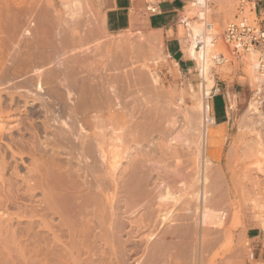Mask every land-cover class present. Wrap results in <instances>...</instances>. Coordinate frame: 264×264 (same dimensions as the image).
Instances as JSON below:
<instances>
[{"label":"bare ground","instance_id":"6f19581e","mask_svg":"<svg viewBox=\"0 0 264 264\" xmlns=\"http://www.w3.org/2000/svg\"><path fill=\"white\" fill-rule=\"evenodd\" d=\"M211 1L212 0L190 1L188 6L189 9L193 12L199 11L200 17L202 21L205 22V25L203 26L197 21H192L189 17H186L188 32L187 37L183 40L187 52L196 61V67L200 73V81L197 83L198 89H194L193 83L189 84V89H192H190V91H193V96L196 100H200L196 105V112L200 115V118H198L200 119V126L196 124L198 122L195 123L198 128L195 126L193 128L191 127L194 125V120H198L196 118L198 114L194 112L190 117H187L188 120L186 121L189 122L185 123L187 124V128L184 126L183 129L177 131L180 121L178 119H170L166 114L162 115L160 112L164 109L162 110V106L159 105L160 102L153 101L149 96H146L144 92L141 93L142 90L136 88L138 84L144 83L146 88L149 87V89H154L158 94L162 93V83L159 80V76L153 73L150 67V62L153 61L151 59L143 61V63L139 65V70L133 71L132 75L130 74L131 72L129 73L126 70H124L123 73L120 72V74L117 73L115 75V69H112L110 67L111 65L104 64V66H101L98 63H95V56L92 58V53L95 52H92L91 56L84 54L81 56V53L77 56L75 53L79 58L75 57V59L73 58L72 60L65 59V61L62 60V62L59 61L61 62L59 66L56 63L57 67L53 66L54 68L48 71L43 69L36 70L34 77L25 80V82L23 81L21 85H25L26 88L24 93H20V95L22 98H25L27 105L32 104V106H35V102H39L42 104V107L44 106L42 110L45 109V113L50 119H58V116L66 114L69 115L68 117H72L76 123L81 121L80 123L83 125L81 126L87 129V133L84 135L78 134L77 136L75 135L76 131L75 133L74 131L67 133H72L71 142H69L73 145V149L70 147V151L73 150L71 159H77L78 161L81 157L83 162L85 160V165L83 166L82 164L83 169L81 171H83L85 175H90L91 177L88 182L83 180L85 184L87 182V186L84 184V188V186L82 187L74 179L76 176L80 177L78 174L81 171L79 173V169L78 171H73L72 174L74 176L72 182H69V186L68 182V184L65 185L66 187H69V192L65 194L64 197H62L63 194L60 195L61 197L57 194V197L55 193L51 192V189L55 192V190H57L55 188H58L61 185H58V187L51 186V189L49 188V191L51 192L50 194L52 195L53 193V195H50L49 197V199L53 197V199L50 200V203L53 201L51 204L54 203L53 205H55L56 202L59 204V201L62 202L61 200L64 198V203H62L65 205L63 206L61 204L64 209L61 211L64 213H61L62 217L57 230L53 228L48 219L39 217L41 224H39V229L36 231L33 228L34 226H32L33 223V225H35L36 220L34 214H21L19 213L21 212L19 210V212L16 211L15 214L9 212L0 214V223L5 218V222L7 221L5 235L0 233V264H112V255L107 257L104 249H99L96 247L97 245L94 246L99 239L103 240L104 245L112 249L113 257L117 260V264H123L120 263L118 254L115 253L117 251L116 248L120 244L121 247L125 249L130 240H123L120 231L127 224L132 226L138 225L139 228H142L143 226H151L149 217L152 218L151 214L154 209H156L155 207H157V210L159 209L160 212L162 211L160 208H167V211L165 213L163 212L160 216V223L163 225H169L170 227L167 226L168 228L163 230V232L160 231L161 233L158 230L157 236L154 234L147 238L146 245L142 252L144 256L138 261V264H168V262L171 263V261H169L170 259H172V262H175V264H202L203 257L205 256V253H207L205 251H209L210 247L217 245L221 241L223 232H226L224 225L227 224L228 220L224 219L225 211L223 213L222 206L225 198H219V195L221 196L223 194L221 192L223 191V186L226 184L228 186V191H226L227 197L229 200H232V197L236 193V189L238 187L242 188V186H239L240 183L235 180L233 181H235L238 187L234 188L229 186L228 184L232 181L234 176L237 179V172L236 174L234 173L235 175L233 177L231 175V178L229 179L225 168L221 165L218 166L219 168H216L218 169V173H215L217 176H215L213 180V177H211V172L212 175H214L215 169L211 167L214 163L212 164L208 159V141L212 133V128L216 126V122L214 116H210L211 104L209 103V98L216 84V79L213 76V67H215V62L217 66L219 59L218 52H216L215 56V43L217 36L214 32V23L209 20ZM85 2L86 0H63V6L64 8L69 9V16L76 18L77 20H80L81 18L82 20V18H85L84 16L88 9L86 8L87 6H85ZM87 18H90V16ZM86 22L88 23V20ZM76 23L73 22V26L75 24V27L70 28L72 30H70V32H73L74 34L72 36V41L78 46V44H81L84 41L87 42V39L94 35V27H92V22L88 24L84 23V28L86 25V30L89 32L83 30V33H81L79 30L83 28V26H81L82 23L77 25ZM36 26L37 25H35V28H37L38 33L36 32V39L32 49L27 53H22L21 57H19L21 59L23 55L25 56L22 62L24 61L26 66L29 65L28 69L31 68V71L33 72L34 70L31 67L33 64L38 63L39 66L40 62L46 60L50 61L51 59V57L49 59L50 54H46L44 51L45 49H41V46L43 48V46L45 47L49 45L52 50H55L59 46L64 48V44L67 43L65 41L66 37L65 39L63 37L60 42L57 41L59 42L58 45L56 40L51 41L52 39L47 37L45 31L41 29L39 30ZM65 26L64 21V27ZM79 27L82 28L80 29ZM25 32L26 35H33L32 30L30 29L25 30ZM56 34L54 33V36ZM65 34L67 35V33ZM55 38L57 37L55 36ZM67 38L69 37L67 36ZM125 43H127V41ZM131 43L132 42H130V44ZM124 45L125 44H123V46ZM101 46L103 45L101 44ZM104 49L102 47V50ZM95 51L99 52L97 49H95ZM112 51L114 53L116 52L114 50ZM111 52L110 54L112 55L113 52ZM107 57H109L108 54ZM52 58L54 59L55 57ZM247 58H250L247 64L250 73L249 75L253 77L252 81H258L257 57L254 53H251ZM115 60L118 61L117 58ZM153 62L157 63L158 59ZM20 63L21 60L18 65H20ZM42 63L44 64L45 62ZM116 63L117 62L115 61L114 64ZM48 64H50V62ZM7 65H5L6 80L10 75V73L9 75L7 73L9 72V69L7 70ZM28 69L25 70L28 71ZM29 71L28 74H30ZM12 73L13 72H11V74ZM134 86L136 89H133L136 90L138 95V99L135 98V102L131 101L134 99L133 96H135V94L132 95L131 93L133 92L131 91V88ZM130 93L132 95L131 99L128 97L131 96L129 95ZM13 95H11L12 99L14 98ZM127 97L129 99H127ZM178 98V101L182 102L184 97L180 95ZM179 107H181L180 102ZM244 115L249 119H256V123H263L264 110L262 109V103L257 100L255 96H252L250 99ZM134 117L136 118L135 120H133ZM50 119L46 120L50 121ZM57 119H55L56 122L60 120L58 119L57 121ZM72 119H70V121ZM105 119H107L106 121L109 120V125H112L113 129L115 128L116 131H119L116 132L117 134L114 139L120 142L122 149L118 152L119 155L116 154V157L118 156L119 159L111 161L110 166L107 167L109 169L106 168L109 171L103 174L104 169L102 165H104L105 162L102 164L103 161L101 158L105 157L103 151L104 133H102L105 128ZM65 120L63 121L65 122ZM253 120H251V122ZM191 121L192 125H190ZM61 122L59 121V123ZM71 122L73 123V121ZM47 125L49 126L50 124ZM70 125L71 123L69 126ZM109 125H106V127ZM76 126L77 125L75 124L74 127ZM74 127L72 128L70 126L69 130L71 128L75 130L76 128L74 129ZM189 127L193 129L191 131H194V134L190 131ZM187 129H189V132ZM224 130L225 129L220 130L219 132H223ZM79 132L80 130L78 133ZM186 132H188V134ZM190 132L192 135H195L194 138L190 136L194 139H192L193 141L190 140L191 138H188ZM151 134L153 137L149 139V135ZM155 134L161 139L160 142H155ZM65 136L67 137L68 135ZM65 136L63 137L65 138ZM72 136H74V138H72ZM187 139L193 146V150L192 148V151L189 150V155L192 152V156H190L191 158L189 157L191 163L189 160L186 161L189 158H186L185 160L184 154L179 149V145L182 146L180 143H183V141ZM151 142L152 144H150ZM144 143H148L150 147H148V150H140L144 146L140 148L139 145H144ZM132 144L139 147L134 148V145ZM155 146H158V148L160 146L161 154H157L159 151L157 153L153 151ZM134 149H137V151ZM77 150L78 152H76ZM185 150H187L186 147ZM256 153L258 152L256 151ZM185 156L187 157V154ZM258 163L260 164V162ZM122 181L123 184L121 183ZM222 181L225 182V184ZM49 184L52 183H48V185ZM92 190H95L94 195L91 193ZM235 200L231 201L233 209H237L238 205L240 207V204L238 203L237 205V201ZM61 205L59 206L60 208H62ZM169 207L171 210H168ZM241 209H244L243 206ZM138 214L139 216H136L137 218H133ZM236 216L237 215H235V217ZM15 219H18V221L19 219L28 220L30 226L28 232L34 229V233L32 235L27 234L24 236L21 235L23 233L19 234L18 228L16 226L13 227V224L11 225V222L13 223V220ZM250 220L246 221L249 222ZM29 221L32 222L31 225V222ZM247 222L245 223L247 224ZM238 225L239 223L235 226L238 227ZM225 235L226 234L224 233V236ZM130 236L133 237V235ZM248 239L246 242H242L243 244L246 243V245L249 244L250 246L253 242ZM238 245L240 244L238 243ZM245 248L247 247L245 246ZM216 251L217 252L213 256L217 261L221 256L224 257V255H228V250L221 249ZM245 253L247 257L250 255L252 261L254 260V251L251 250L250 253L245 251ZM231 256L233 257L234 255L232 254ZM148 259L150 260L148 261ZM221 259H223V261L225 260L224 258ZM220 262L223 263L222 261ZM221 263L217 262V264ZM226 264H228V262Z\"/></svg>","mask_w":264,"mask_h":264},{"label":"rangeland","instance_id":"374dc122","mask_svg":"<svg viewBox=\"0 0 264 264\" xmlns=\"http://www.w3.org/2000/svg\"><path fill=\"white\" fill-rule=\"evenodd\" d=\"M190 1L191 0L188 1V5L186 6L182 14V18L185 15L189 17L192 21L193 20L197 21L198 23L204 26L205 22L202 21L199 14L200 12L199 11L193 12L191 9H189L188 6ZM85 4H86L85 6H87L86 8H88L84 16L85 18H82V20L81 18L80 20H77L76 18H72L71 16L68 15L69 9L64 8L63 0H7V1L0 0V214L7 212L11 214L13 213L15 214L16 211L17 212L21 211L19 212L21 214L22 213L28 215L34 214L36 216L35 225H33L34 223L32 224L31 221L29 222H31L30 225L32 224V226H34L33 228L36 231L39 229V224H41L39 217L48 219L55 230L59 228L60 225L59 223L62 217L61 213H64L62 212L64 210L63 206L65 205V204L63 205L64 198L63 200H61L63 203L59 201V204L63 205V206L61 205L62 208H60L59 207L60 205L57 204L58 202H56V204L58 205L57 207V205L55 204L58 209L57 210L55 205H53L54 203L51 204L53 201H51L50 203V200L53 199V197L49 199L51 195L50 193L53 192L56 194V196L57 194L58 196L63 194L62 197H64V195L69 192V187H66L65 185H67L69 182L70 183L72 182V178L74 176L72 174L73 171L76 170L78 171L79 169L78 171L79 173L83 169V166L85 165V160L83 162V160H81V157L79 158L80 160L78 161L77 159L76 160L71 159L73 150L70 151V149L73 147V145L72 143L69 142H71L72 133H67V132L74 131L75 133L76 131L75 135L77 136L78 134L84 135L87 133V129L82 127L83 125L82 123H80L81 122L80 120H78L80 121L79 123H76L74 119H72V117L70 118L68 117L69 115L65 114L63 116H58V119H60L59 121L63 122V123L62 122L59 123L57 118L55 119H57L58 122H56L55 119L54 120H52V118L50 119V117L46 115L45 109L42 110L44 106L42 107L41 106L42 104H40L39 102L38 103L35 102V106H32V104L31 105L26 104L25 98H22V96L20 95V93H24L26 87L25 85H21V84L23 83V81L25 82V80H29L32 77H34L36 74L35 72L36 70L38 71L39 69L41 70L43 69L45 71H48L54 67H57V64L59 66L62 60L65 61V59L66 60L68 59L72 60L73 58L75 59V57L79 56L80 53L82 54L81 56H83V54L91 56V53L95 52L96 54L92 53L93 55L92 58H94L95 56L94 59L95 63H98L101 66H104V64L111 65L110 67L112 69L113 68L115 69L114 71L115 75L117 73L120 74V72L123 73L124 70L128 71L129 73L131 72L130 74L132 75L133 71L139 70L140 67L139 65H141L143 61H146L150 58L153 60L158 59V63L155 66H152V68L154 70H157L162 75V84H161L162 93L158 94L156 90L149 89V87L146 88V85L144 83L138 84L136 88L138 90L139 89L142 90L141 93L144 92L145 95L149 96L153 101L160 102L159 105L162 106V110L164 109L162 112H160L162 115L166 114L168 117H170V119H178L181 122V123L179 122L178 125L179 128L177 131L183 129L184 126L187 128L186 126L187 124H185L188 122L186 121L188 120L187 117H190L192 113L196 112L197 110L196 105L200 101V100H196V98L192 94L193 91H190L191 88L189 89L190 83H193L194 89H198L197 83L198 81H200V77H199V71L195 66L196 61H193L191 59V61L188 62V66L183 65L184 68H181V72H178V75H176L177 72H175L174 69L169 70L170 67L169 63L171 62L172 59L171 57L168 56V53L165 51V42L163 38L161 39V41H151V39L149 38L150 40L147 44L142 45L141 43L142 41H145L144 35L146 37H151L155 34V31L147 29L144 26H141L138 28H130L124 31L109 32L108 30H106L103 24V17L98 8L96 0H86ZM210 4H211V12H210L209 20L214 23V27H215L214 32L215 35L217 36L215 43V49H216L215 56H216V52L218 53L223 52L228 58V61L220 65L217 64V66H216V62L214 64L215 67H213L214 69L213 76L216 79V84L209 98V103L211 104V99L216 92L217 83L220 84V87L223 84V82L232 83L229 89L225 91L227 108L229 112V121L227 124L217 125V128H215L214 126L212 128V133L208 141V159L212 162V164L214 163L213 166H215V167L211 166L212 168L215 169L214 170L215 172L213 171L214 175H212L211 172V177H213L212 178L213 180L215 176H217L216 174L218 173L217 172L218 169L216 168L221 165L223 168H225V171L227 172L229 179L231 178V175L233 177L237 172L236 174L237 179L234 176L232 181H230L228 185L236 188L238 187L237 184L235 183L236 181L240 183L239 186H242V188L238 187L236 189L235 195L232 197V200L236 199L235 201H237L236 202L237 205L238 203L240 204V207L238 205L237 209H233L231 205L232 200L231 199H230L231 201L229 200L226 193V191H228V186L225 184V182H223L225 180L222 181L226 186L222 183L224 185L223 191L221 192L223 193L222 194L223 196L219 195V198L222 197L225 198L223 200L222 206H223V213L225 211L224 219L228 220L227 224L224 225L226 232H223L221 241L217 245L210 247L209 251L206 249L207 251L205 252L207 253H205V256L203 257V262L201 263L217 264V262L221 263L220 261H222L223 263L221 264H226L227 262L228 264L229 263L230 264H262L264 263V161H263L264 160V121L263 123H259V122L256 123L255 122L256 119L255 120L249 119L247 116L244 115L248 107V104L250 102V99L255 94V90L258 86V83L257 81H252L253 77L249 75L250 73L247 64L250 58L249 59L247 58L248 55L233 54L231 49L228 46H226V44L222 41V35L226 23L234 17L236 11V0H212ZM5 6L7 7V9ZM89 16L90 18H87ZM63 20L65 21V25H66L65 27ZM87 20L88 23L92 22L91 24L93 26L92 25L91 26L94 27V35L90 37L88 36L89 38L87 39V42L84 41L81 44H78L77 46V44H74V41H72V36L74 34L73 32L72 33L70 32L71 30L70 28L75 27V24L73 26V22L74 23L77 22L76 25L82 23L83 25L81 24V26H83V28L79 27L80 29L82 28L79 31L81 33H83L82 32L83 30L89 32L88 30H86V25L84 28V23L88 24L86 22ZM35 25H37L36 27H38L39 30L40 29L44 30L47 37L52 39L51 41L56 40V43L58 45L60 40L63 39V37L64 39L66 37L65 41L67 43L64 44L65 49L59 46L57 47V49L52 50L51 46L49 45L45 47L43 46V48L41 46V49H45L44 51L46 52V54H50L49 59L50 57L51 59L50 61L48 60L50 64H48L49 62L47 60L42 61L45 62L44 64L39 61L40 62L39 66L38 63L33 64V66H31L34 70L33 72L31 71V68L28 69L29 65L26 66L24 61L22 62L25 56L23 55L21 59L19 57H21L22 53L23 54L25 52L27 53L32 49L34 41L36 39V32L38 33L37 28H35ZM28 29L32 30V34L34 36L33 35L29 36L25 34L26 33L25 30ZM138 31H141L144 35L142 33L137 34ZM54 33L55 34L57 33L55 36L58 38V40L57 38H55ZM65 33H67V35ZM67 36L69 38H67ZM49 38L47 39L50 40ZM126 41L127 43H125ZM130 42L132 43L130 44ZM139 43H141V46H138ZM101 44L103 46H101ZM123 44L125 45L123 46ZM97 45L98 46L100 45L101 48L100 46L98 47ZM102 47L103 49L104 48L105 49L102 50ZM47 48H49L50 51ZM95 49H97L99 52L95 51ZM112 50L116 51L115 52L116 54ZM109 51L113 52V53L111 52L112 55L110 54ZM75 53L77 54V56ZM107 54L109 57H107ZM52 57L55 58L53 59ZM116 58L118 59V61L115 60ZM19 59L21 60L20 65H18L20 62ZM57 61L58 62L61 61V62L58 63ZM107 61L110 63H108ZM115 61L117 62L116 63L117 65L114 64ZM111 63H113L114 65ZM5 65H7L8 67L10 66L9 68L7 67V70L9 69V72H7L8 75L10 73V75L7 77V80L5 79V69H6ZM116 67H117V71H116ZM25 69H28V71L30 70L29 71L30 74H28V71ZM16 71H17V76H16ZM11 72L13 73L11 74ZM243 78L247 79V82L245 84L236 83L237 80H241ZM133 88H135V86L131 88V91H133L131 93L132 95L135 94L136 97L133 96L134 99L131 101L135 102L136 101L135 98L138 99V95L136 93V90H134ZM131 93L129 95H131ZM11 95H13L14 97L13 99ZM132 95L128 97H130L131 99ZM180 95L184 97L182 102L178 101L179 99L178 96L180 97ZM128 97L127 99H129ZM179 102L181 103V107H179ZM217 106H218V111L220 112V109L222 107L220 99H217ZM262 109L264 110V107ZM44 113L46 116L44 115ZM198 115L196 116L197 119L200 118V115L199 116ZM210 116H213L211 109H210ZM46 119L48 120L50 119V121ZM61 119L63 120L66 119V120L64 122ZM70 119H72L71 121H73V123L70 121ZM135 119L136 118L134 117L133 120ZM67 120L71 123L70 126L72 128L75 126V124L77 125L76 127H74V129L76 128L75 130H73L72 128L69 130L70 123ZM106 120L107 119H105L104 121L105 128L102 132L104 133L103 151L105 153V157L101 158V160L103 161L102 164L105 162L104 163L105 166L102 165L104 169L103 174L109 171L107 170L109 169L107 167L110 166L111 161L119 159L118 156L116 157V154L119 155L118 152L122 149L120 142L114 139L115 135L117 134L116 132L119 131H116L115 128L113 129L112 125H109L110 124L108 122L109 120L108 121ZM251 120H253L254 122L253 121L251 122ZM199 121L200 119L194 120V125H192V121H191L190 122V125H192L191 127L192 128L194 126L197 127L195 123L198 122L196 124L199 125L200 124ZM47 124L50 125L48 126ZM106 125L109 126L106 127ZM191 127H189L190 131L193 130L191 129ZM223 129H225L223 132H219L220 130ZM79 130L80 132L78 133ZM187 131L189 132V129H187ZM188 132L186 133L188 134ZM191 132L193 133L194 131ZM191 132L189 133L190 134L189 137L188 136L187 137L191 138L190 140L193 141L195 135H192ZM222 134L224 135L220 136ZM65 135L68 136L66 137ZM151 135H149L150 137L149 139L153 137V135L152 136ZM218 135L220 136L218 138L219 142L212 143V139H214V137ZM63 136H65V138ZM74 136H72V138H74ZM154 136H155L154 137L155 142L161 141V139H159L158 136H156V134ZM190 136H192L193 138ZM187 140L183 141V143H180L182 144V146L179 145V149L184 154L185 160L186 158L192 156L191 154L192 152L189 155V150L190 151L193 150L192 144H190L189 143L190 141ZM150 144H152V142ZM139 146L140 148L144 146L140 150H148L150 148L148 143H144V145H139ZM139 146L134 145L133 147L137 148ZM185 147L187 150H185ZM134 150L137 151V149ZM153 151L156 153L159 151L157 154H161L160 146L159 148L158 146H155ZM256 151L258 153H256ZM76 152H78V150ZM186 154L187 157L185 156ZM190 158L187 159L186 161L189 160V162L191 163ZM258 162H260V164ZM80 173L78 174L80 175V177L76 176L74 177V179L82 187L84 186L85 188V185L87 184L91 176L85 175L83 171H81ZM86 176L88 179L86 178ZM83 180L87 181L86 184ZM48 183H52V184L48 185ZM53 183L56 185H54ZM70 183L68 184V186L70 185ZM121 183L123 184V181ZM58 185H61L59 186L60 188L58 187ZM51 186L58 187L60 190L58 188H55L58 191L55 190L54 192L52 191ZM49 188L51 189V192L49 191L50 190ZM91 193L94 195L95 190H92ZM105 193H110V192H105ZM242 206L244 208L243 209L244 212L241 209ZM155 208H156L154 209L155 212L153 211L151 214L153 219L149 217V221L151 222V226L149 225L150 227L143 226L142 228H139L138 225L132 226L127 224L120 231V235L123 240H130V242L127 244V247L125 249H123L120 244L116 248L117 251L115 253L118 254L120 263L138 264L139 263L138 261H140L143 258L142 256H144L142 252L144 246L146 245L147 238L154 234L157 236L158 230L159 232L160 231L163 232V230L170 227L169 225H163L162 223H160L161 222L160 216L162 215L163 212L165 213L167 211L166 210L167 208L163 209V207L162 208L159 207L160 209H162L161 212L159 209L157 210V207ZM168 210H171V208L169 207ZM235 215L237 216L235 217ZM136 216L138 217L139 214L135 215L133 218H137ZM5 219H3L0 223V233H2L3 235H5L6 223H7V221L5 222ZM246 220H250V221L247 222ZM255 220L258 222H256ZM245 222H247V224ZM237 223H239L238 227L235 226ZM251 224L252 225L254 224L253 225L254 227ZM11 225L13 227L16 226L18 228L19 234L23 233L21 234L23 236L27 234L32 235L34 233V229L28 232L30 226L28 220L26 219L24 220L19 219V221L18 219L17 220L15 219L13 220V223L11 222ZM224 233L226 234L225 236ZM130 235H133V237H131ZM247 239L253 242L250 246L249 244L246 245V243L243 244L242 242V241L246 242ZM99 240L97 242L98 244L95 243L94 246L97 245L96 247H98L99 249H104L107 254V257L112 255L111 257L112 264H117V260H115V258L113 257L112 249L104 245L103 240L100 241ZM238 243L240 245H238ZM243 245H245L247 248H245V246ZM221 249L226 251L228 250L227 251L228 255H224V257L221 256L220 259L217 261L216 259H214L213 255L217 252L216 250L219 251ZM251 250L254 251L253 261L250 258V255H248L247 257L245 253V251L250 253ZM232 254L235 256V257L233 256L234 258L231 256ZM221 258H224L225 260L227 258L228 259L226 261L225 260L223 261V259ZM149 260L150 259H148V261ZM169 261H171V263L168 262V264H173V263L175 264V262H172L173 261L172 259H170Z\"/></svg>","mask_w":264,"mask_h":264},{"label":"crops","instance_id":"0c3cea01","mask_svg":"<svg viewBox=\"0 0 264 264\" xmlns=\"http://www.w3.org/2000/svg\"><path fill=\"white\" fill-rule=\"evenodd\" d=\"M189 0H96L98 8L103 17V24L109 32H118L128 30L130 28H138L144 26L147 29L155 31L151 37H145L142 45L151 41H161L164 39L165 51L171 57L169 70L174 69L181 72L182 65L188 66V62L195 61L187 52L183 40L187 37L188 25L186 21L187 16L182 14L188 4ZM156 8L155 12L149 11L148 7ZM136 34V35H137ZM150 38V39H149ZM139 43L138 46H141ZM151 59V58H150ZM153 60V59H151ZM154 61V60H153ZM150 62V67L162 83V75L152 68L156 62ZM196 66V62H195ZM200 77V73H199ZM199 82V81H198ZM246 78L237 80L236 83L245 84ZM230 82L217 83V89L211 99L212 115L215 118L216 126L227 124L229 121V112L227 108L226 90L229 89ZM224 85V86H223ZM214 89V88H213ZM217 99L221 100V109L218 111ZM224 134L220 135L223 136ZM215 136L212 143H218V138Z\"/></svg>","mask_w":264,"mask_h":264},{"label":"built area","instance_id":"2783aa9c","mask_svg":"<svg viewBox=\"0 0 264 264\" xmlns=\"http://www.w3.org/2000/svg\"><path fill=\"white\" fill-rule=\"evenodd\" d=\"M155 12L156 8L148 7ZM222 41L233 54L249 55L254 53L257 57L258 86L255 98L264 107V0H236L234 17L225 26ZM217 64H223L228 58L223 52L219 53Z\"/></svg>","mask_w":264,"mask_h":264},{"label":"trees","instance_id":"16d2710c","mask_svg":"<svg viewBox=\"0 0 264 264\" xmlns=\"http://www.w3.org/2000/svg\"><path fill=\"white\" fill-rule=\"evenodd\" d=\"M182 67L184 68V66L182 65Z\"/></svg>","mask_w":264,"mask_h":264}]
</instances>
